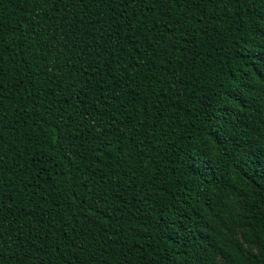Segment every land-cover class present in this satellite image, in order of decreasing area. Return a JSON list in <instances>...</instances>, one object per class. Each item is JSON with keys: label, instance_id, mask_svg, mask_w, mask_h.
<instances>
[{"label": "trees", "instance_id": "obj_1", "mask_svg": "<svg viewBox=\"0 0 264 264\" xmlns=\"http://www.w3.org/2000/svg\"><path fill=\"white\" fill-rule=\"evenodd\" d=\"M0 264H264V0H0Z\"/></svg>", "mask_w": 264, "mask_h": 264}]
</instances>
